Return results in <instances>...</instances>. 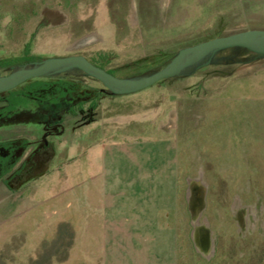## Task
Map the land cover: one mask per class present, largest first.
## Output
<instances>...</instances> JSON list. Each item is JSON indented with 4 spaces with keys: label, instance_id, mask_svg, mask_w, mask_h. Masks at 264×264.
I'll list each match as a JSON object with an SVG mask.
<instances>
[{
    "label": "rangeland",
    "instance_id": "obj_1",
    "mask_svg": "<svg viewBox=\"0 0 264 264\" xmlns=\"http://www.w3.org/2000/svg\"><path fill=\"white\" fill-rule=\"evenodd\" d=\"M250 31L264 0H0V61L118 79ZM50 77L102 96L57 134L29 111L0 125V264H264V58L217 53L130 96Z\"/></svg>",
    "mask_w": 264,
    "mask_h": 264
},
{
    "label": "water",
    "instance_id": "obj_2",
    "mask_svg": "<svg viewBox=\"0 0 264 264\" xmlns=\"http://www.w3.org/2000/svg\"><path fill=\"white\" fill-rule=\"evenodd\" d=\"M230 50H243L257 58H264V31H250L213 39L183 49L159 72L143 79H118L94 66L83 57L52 58L22 69L10 76L0 77V94L17 89L32 80L50 74L77 71L93 79L110 91L112 96H130L146 91L157 84L179 76L197 65L203 58Z\"/></svg>",
    "mask_w": 264,
    "mask_h": 264
},
{
    "label": "trees",
    "instance_id": "obj_3",
    "mask_svg": "<svg viewBox=\"0 0 264 264\" xmlns=\"http://www.w3.org/2000/svg\"><path fill=\"white\" fill-rule=\"evenodd\" d=\"M40 62L41 60L28 58L26 55L22 58L3 60L0 61V73H8L12 68ZM89 62L110 75L118 76L95 62ZM21 87L23 89L19 93L14 92L15 89L0 94L4 97V99L0 98V125L14 116L29 111L50 134L60 132L67 118L96 112L99 98L102 96L99 92L95 93L77 81L72 82L65 78H40L27 82L17 89ZM45 257L47 253L41 256L42 260ZM32 263L39 264L36 261Z\"/></svg>",
    "mask_w": 264,
    "mask_h": 264
},
{
    "label": "flooded vegetation",
    "instance_id": "obj_4",
    "mask_svg": "<svg viewBox=\"0 0 264 264\" xmlns=\"http://www.w3.org/2000/svg\"><path fill=\"white\" fill-rule=\"evenodd\" d=\"M36 64V63H35ZM30 66V65H28ZM25 66L23 67H20V68H12L9 70V72L6 74V75H2L1 77H7V76H10L12 75L13 73H15L17 70H21L22 68H24ZM27 67V66H26Z\"/></svg>",
    "mask_w": 264,
    "mask_h": 264
},
{
    "label": "crops",
    "instance_id": "obj_5",
    "mask_svg": "<svg viewBox=\"0 0 264 264\" xmlns=\"http://www.w3.org/2000/svg\"><path fill=\"white\" fill-rule=\"evenodd\" d=\"M109 227H110V224L109 223L108 224H105L103 231L107 232V230H109ZM111 232H114V231L111 230Z\"/></svg>",
    "mask_w": 264,
    "mask_h": 264
}]
</instances>
